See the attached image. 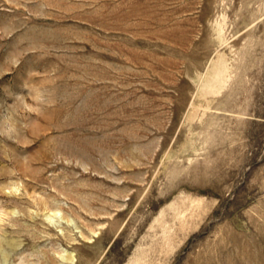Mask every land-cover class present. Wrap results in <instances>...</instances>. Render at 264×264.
Listing matches in <instances>:
<instances>
[{"label": "rangeland", "instance_id": "obj_1", "mask_svg": "<svg viewBox=\"0 0 264 264\" xmlns=\"http://www.w3.org/2000/svg\"><path fill=\"white\" fill-rule=\"evenodd\" d=\"M0 264H264V0H0Z\"/></svg>", "mask_w": 264, "mask_h": 264}]
</instances>
